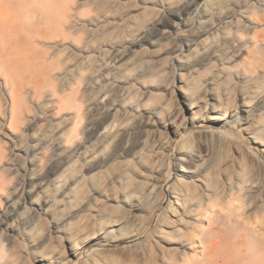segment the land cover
Masks as SVG:
<instances>
[{"label":"rangeland","instance_id":"374dc122","mask_svg":"<svg viewBox=\"0 0 264 264\" xmlns=\"http://www.w3.org/2000/svg\"><path fill=\"white\" fill-rule=\"evenodd\" d=\"M216 127L264 165V0H0V264L66 257L86 221L147 231L182 169L218 191Z\"/></svg>","mask_w":264,"mask_h":264},{"label":"bare ground","instance_id":"6f19581e","mask_svg":"<svg viewBox=\"0 0 264 264\" xmlns=\"http://www.w3.org/2000/svg\"><path fill=\"white\" fill-rule=\"evenodd\" d=\"M207 46L205 40L200 42V48ZM189 89L188 80L177 75L173 90L187 98ZM11 106L10 123L14 124L19 115L14 104ZM229 111L221 108L207 119L217 122ZM221 130L216 127L212 133L214 143L234 151L233 159L223 165L221 173L226 174L232 164L234 169L232 166L218 191L206 184L210 164L200 165L191 173L182 169L162 212L147 231L119 234L121 220L113 216H104L100 224L86 221L74 237L64 238L66 257H40V263L74 264L70 257L86 251L78 264H264V165L250 150L224 137ZM111 133L112 125L104 131L105 135ZM248 134L255 140L254 132ZM179 146L180 151L187 147L185 142ZM147 194H152V189L148 188ZM247 213L260 217L250 220Z\"/></svg>","mask_w":264,"mask_h":264}]
</instances>
